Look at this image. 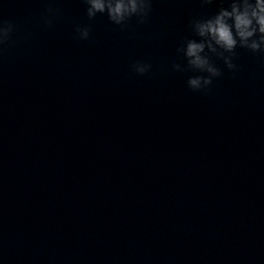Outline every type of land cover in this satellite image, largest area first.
I'll list each match as a JSON object with an SVG mask.
<instances>
[{"label":"clouds","instance_id":"1","mask_svg":"<svg viewBox=\"0 0 264 264\" xmlns=\"http://www.w3.org/2000/svg\"><path fill=\"white\" fill-rule=\"evenodd\" d=\"M86 7L89 21L97 15H106L108 20L121 29L128 27L134 17L140 24L146 23L152 11L153 0H82ZM202 4H211L213 0H201ZM60 9L49 7L42 17L43 23L51 27ZM190 29L196 38L187 39L178 53H182L187 62V70L207 75L190 77L187 86L192 91H207L213 84V78L222 75L221 70L213 63L215 55L224 61L229 70H235L233 63L236 49H247L252 53L264 55V0H228V7H220L215 15L195 19ZM15 31V25L8 20L0 19V52L8 44ZM76 39L84 41L91 36L90 25L75 27ZM227 54V55H226ZM150 63L137 61L131 68L138 75H145L151 69ZM176 71L186 70L181 64L173 63Z\"/></svg>","mask_w":264,"mask_h":264}]
</instances>
